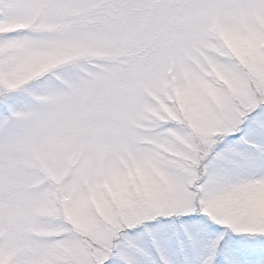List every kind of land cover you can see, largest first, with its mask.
Wrapping results in <instances>:
<instances>
[{
  "label": "snow or ice",
  "instance_id": "obj_1",
  "mask_svg": "<svg viewBox=\"0 0 264 264\" xmlns=\"http://www.w3.org/2000/svg\"><path fill=\"white\" fill-rule=\"evenodd\" d=\"M0 264H264V0H0Z\"/></svg>",
  "mask_w": 264,
  "mask_h": 264
}]
</instances>
